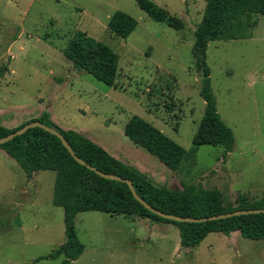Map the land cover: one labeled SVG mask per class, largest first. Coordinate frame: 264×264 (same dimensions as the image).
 <instances>
[{
    "label": "rangeland",
    "instance_id": "1",
    "mask_svg": "<svg viewBox=\"0 0 264 264\" xmlns=\"http://www.w3.org/2000/svg\"><path fill=\"white\" fill-rule=\"evenodd\" d=\"M153 1L183 28L154 20L135 0H0V106L9 112L3 114L4 126L52 112L62 126L84 129L107 151L113 144L145 156L143 164L153 172L147 175L156 185L219 188L229 205L241 193L264 197V15L256 16L251 38L214 40L207 49L218 111L235 137L226 156L222 146L202 145L173 170L125 135L128 120L139 115L191 152L205 112L193 44L206 0ZM117 10L138 21L127 38L108 29ZM78 31L118 54L114 85L75 67L68 70L72 62L64 49ZM68 72L63 89L59 78L65 80ZM55 178L48 170L29 179L0 152V264H61L62 257L37 260L66 240L64 210L52 204ZM76 228L86 246L76 264L93 259L104 264L106 252L107 264H264V239L239 231L211 232L185 247L174 223L100 211L79 213Z\"/></svg>",
    "mask_w": 264,
    "mask_h": 264
},
{
    "label": "trees",
    "instance_id": "2",
    "mask_svg": "<svg viewBox=\"0 0 264 264\" xmlns=\"http://www.w3.org/2000/svg\"><path fill=\"white\" fill-rule=\"evenodd\" d=\"M135 1L154 20L175 29L183 28V22L179 18L153 0ZM257 15H264V0H206L204 14L194 32L193 44L196 66L200 73L202 68L205 69L200 89L205 101V112L194 134V147L191 152L139 115H133L128 120L124 129L125 135L173 170L179 168L184 159L195 157L202 145L222 146L226 156L234 147L235 137L232 128L225 123L218 111L210 70L206 63L207 49L214 40L251 38L258 25ZM137 25V19L122 10L115 11L108 20V29L121 38H127ZM64 54L75 68L87 71L106 84H115L119 57L104 42L78 31L64 49ZM59 81L62 79L59 78ZM31 120H39L60 131L80 158L102 172L130 179L145 201L164 212L203 217L238 209H264V197L251 199L241 193L235 204L229 205L225 203L223 191L219 188H206L202 184L190 183H184L180 189L165 184L156 185L146 173L116 158L83 133L60 127L52 120L49 112H44L16 128L5 127L0 117V138ZM0 147L21 165L29 177L42 170L56 173L53 203L64 210L66 240L48 255L37 260L62 257L61 264H74L85 251V244L80 240L76 228L77 215L85 211L136 215L148 217L154 222L174 223L179 228L181 244L185 247L198 245L211 232L231 235L234 231H240L243 237L264 239V213L190 223L166 219L151 212L134 197L126 182L107 179L80 164L58 136L41 127L29 128L23 134L0 144Z\"/></svg>",
    "mask_w": 264,
    "mask_h": 264
},
{
    "label": "water",
    "instance_id": "3",
    "mask_svg": "<svg viewBox=\"0 0 264 264\" xmlns=\"http://www.w3.org/2000/svg\"><path fill=\"white\" fill-rule=\"evenodd\" d=\"M201 77L204 78L205 77V69L202 68L201 69ZM33 127H41L43 129H45L46 131L58 136L64 146L69 150V152L71 153V155L82 165L87 166L89 169L95 171L96 173H98L99 175H101L102 177H105L107 179H113V180H118V181H122V182H126L130 188V190L132 191L134 197L141 203L143 204L148 210H150L151 212L166 218V219H170V220H174V221H180V222H190V223H199V222H206V221H213V220H220V219H224V218H229V217H233V216H240V215H247V214H253V213H264V209L263 208H256V209H238L235 211H231V212H226V213H220V214H215V215H209V216H203V217H190V216H179V215H174L171 213H167L164 212L160 209H157L156 207H154L153 205H151L150 203H148L147 201H145L136 191L135 186L133 184V182L130 179L124 178L120 175L117 174H113V173H105L102 172L101 170H99L98 168H96L95 166L91 165L90 163L86 162L84 159L80 158L76 152L73 150L71 144L69 143V141L66 139V137L57 129L50 127L49 125L39 121V120H31L28 123H26L24 126L20 127L19 129L13 131L12 133H10L9 135L0 138V144L5 143L9 140H12L14 137L23 134L24 132H26L29 128H33Z\"/></svg>",
    "mask_w": 264,
    "mask_h": 264
},
{
    "label": "crops",
    "instance_id": "4",
    "mask_svg": "<svg viewBox=\"0 0 264 264\" xmlns=\"http://www.w3.org/2000/svg\"><path fill=\"white\" fill-rule=\"evenodd\" d=\"M68 64H70L69 66H70V68L71 69H68L69 71H72L73 70V68H74V66H73V64H71V63H68ZM70 73L71 72H68V77H66L65 78V80H64V78L62 79V81L60 82V83H58V85L60 86V87H62L63 89H65V86H67L68 85V83H69V80H70V77H69V75H70ZM62 89V90H63ZM8 109H6V108H2V106H0V117H1V120H2V117H3V114H5V113H9L8 111H7ZM43 112L41 111L39 114H34V113H32V114H29V115H27V116H25L23 119H18L17 118V121H16V123H12L11 125H7V127H11V128H16V127H18V126H20L21 124H23L24 122H26V121H28V120H30V119H33V118H35V117H39L41 114H42ZM50 114H51V117H52V120L54 121V122H56L58 125H60L62 128H64V129H70L69 128V126H62V124L59 122L60 120L58 119V117L55 115V114H53L52 112H50ZM13 115V114H12ZM16 117V116H15ZM5 123V122H4ZM4 123H3V121H2V124L4 125ZM6 125V124H5ZM79 132H81V133H85V130L84 129H79L78 130ZM89 138L91 139V140H93L94 142H96V140H94V138H92V136H89ZM96 143H98V142H96ZM1 148V147H0ZM111 150H109L108 152L110 153V154H112L113 156H115L116 158H118V159H120L121 161H123L124 163H126V164H129V165H132V166H135V167H137L138 169H140L142 172H144V173H146V174H149V173H153L152 171H150L143 163H144V159H145V156H142V154H140V153H138V152H131V150H129V149H122L121 147H118V146H114L113 144H111ZM127 148H129V147H127ZM0 152H5L6 154H8L4 149H0ZM131 153L133 154V155H135V158H132V155H131ZM9 155V154H8ZM10 156V155H9ZM11 158H13V157H11ZM14 159V158H13ZM15 160V159H14ZM16 161V160H15ZM17 162V161H16ZM17 164L20 166V168L22 169V172L24 173V176H26L27 178H29V179H35V178H38L39 177V174L41 173V172H45V171H48V170H42V171H37V172H35L32 176H27V174L25 173V171L23 170V168L21 167V165L17 162ZM50 171H52V170H50ZM55 180H56V178H55ZM54 186H55V183H54ZM54 192V191H53ZM24 193L26 194L27 193V191L25 190L24 191ZM53 196H54V194H53ZM52 204H54L53 203V200H52ZM55 207H59V206H56V205H54ZM62 208V207H61ZM81 213V212H80ZM105 213V212H104ZM109 214V213H108ZM133 216H136V215H133ZM127 217H132V216H127ZM139 217H141V216H139ZM77 218V217H76ZM144 218V217H143ZM145 218H147V220L149 221H151V222H153V223H162V222H154V221H152L150 218H148V217H145ZM240 232V231H239ZM78 233V232H77ZM79 236V235H78ZM229 236H231V235H229ZM81 240V239H80ZM85 253H86V246H85V251L83 252V254L77 259V260H75L74 261V264H76V262L77 261H81V260H83V258H84V256H85ZM100 255V254H99ZM102 257H103V259H104V261H105V263L104 264H107L106 263V261H107V252L106 253H104L103 255H101ZM92 262H93V264H96V260L95 259H93L92 260Z\"/></svg>",
    "mask_w": 264,
    "mask_h": 264
}]
</instances>
